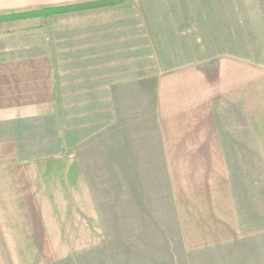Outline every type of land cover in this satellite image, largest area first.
<instances>
[{
	"label": "crops",
	"instance_id": "1",
	"mask_svg": "<svg viewBox=\"0 0 264 264\" xmlns=\"http://www.w3.org/2000/svg\"><path fill=\"white\" fill-rule=\"evenodd\" d=\"M91 1L0 0V264L97 247L119 186L151 212L171 194L173 264H264V212L232 209L234 170L248 153L263 167L264 64L206 54L224 37L180 0L7 19Z\"/></svg>",
	"mask_w": 264,
	"mask_h": 264
},
{
	"label": "rangeland",
	"instance_id": "2",
	"mask_svg": "<svg viewBox=\"0 0 264 264\" xmlns=\"http://www.w3.org/2000/svg\"><path fill=\"white\" fill-rule=\"evenodd\" d=\"M160 1L165 5L167 3L174 5L179 0H165V3L164 0ZM180 1L184 2L183 6L191 8L193 4L196 8L189 9V14L191 11H197L201 21L212 22L200 25L205 33L217 32L214 35L207 34L208 37H224V39L201 41L200 46L202 49L206 48V54L210 53L214 59L231 54L245 57L253 63L264 64V24L258 23L261 17L264 21V10L256 8L257 5L263 4L261 0L260 2L259 0ZM247 157V165L243 164L244 167L234 170L236 176L233 179L234 190L240 204L238 206L234 202L232 209L240 207L241 212H264V162L262 168H257L254 154L248 153ZM257 162L259 164V158ZM218 171L225 172V170ZM150 172L153 173L154 170L145 168L142 170V175L150 176ZM119 187L121 194L118 209L114 212H100L104 233L100 232L99 228L95 233L89 232V237L93 239L88 240L97 243V247L78 250L79 253L73 254L75 259L68 264H173L171 253L175 251V243L179 237L175 233V206L171 194L166 195V199L161 202H145L156 208V212H151L142 206L139 207L140 202L135 203L126 198L127 186ZM255 194L258 196L257 211H255ZM188 204L195 205V202L186 201L184 212H206L217 208L216 202L198 201L200 210L194 211V207ZM219 209L222 210L223 207L220 206ZM144 212L147 216H144ZM96 227L97 224L89 226L90 229ZM127 242L128 247H126ZM100 247L101 250L94 249ZM180 264H186L185 259H182Z\"/></svg>",
	"mask_w": 264,
	"mask_h": 264
},
{
	"label": "trees",
	"instance_id": "3",
	"mask_svg": "<svg viewBox=\"0 0 264 264\" xmlns=\"http://www.w3.org/2000/svg\"><path fill=\"white\" fill-rule=\"evenodd\" d=\"M123 1L124 0H95L91 2H84V3L71 4L65 6H56V7L41 9L35 13L13 14L7 17V19H20L28 16L53 17L54 15L67 13V12L81 11L85 9H94L98 7L116 5L122 3Z\"/></svg>",
	"mask_w": 264,
	"mask_h": 264
}]
</instances>
